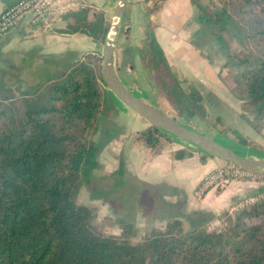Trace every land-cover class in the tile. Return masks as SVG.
Segmentation results:
<instances>
[{"label":"trees","instance_id":"1","mask_svg":"<svg viewBox=\"0 0 264 264\" xmlns=\"http://www.w3.org/2000/svg\"><path fill=\"white\" fill-rule=\"evenodd\" d=\"M149 1L157 3L156 12L166 0H144ZM217 1L219 6L210 10L191 0L199 10L201 31L214 36L226 64L246 67L231 93L244 101L241 116L261 132L264 0ZM63 19L61 32L97 42L109 28L104 14L89 6ZM231 24L240 27L250 45L244 56L235 54L223 35ZM144 46L141 60L177 113L188 120L206 118L204 96L193 85L184 87L185 79L167 60L151 25ZM101 63L98 53L58 61L56 72L44 71L25 90L20 83L0 80V264H264V198L235 213L225 211V226L219 231L208 229L210 219H200L187 230L174 219L164 230L155 229L133 243L125 235H106L95 228L92 210L77 203L76 195L100 167L103 146L94 134L100 119L116 107L117 98L101 77ZM164 135L150 126L138 137L157 150ZM240 143L248 141L242 137ZM189 155L181 150L177 158Z\"/></svg>","mask_w":264,"mask_h":264},{"label":"rangeland","instance_id":"2","mask_svg":"<svg viewBox=\"0 0 264 264\" xmlns=\"http://www.w3.org/2000/svg\"><path fill=\"white\" fill-rule=\"evenodd\" d=\"M127 1L124 16L117 31L113 63L128 89L136 92L148 104L205 136L213 138L237 152L247 150L249 155H254V151H262V157H264V148H261V144L264 145V137L263 139L257 137V131L243 120L245 118L241 116V113L244 101L237 100L231 93V88L236 84V77L246 67L226 64L227 57L222 53L214 36L206 35L201 31L202 25L198 22L199 10L197 6L192 4L191 0H167L161 5V7L167 8L166 11L159 7L156 12H153L157 4L154 1ZM96 2L101 6L97 7L87 1L83 2V6H89L91 10L103 13L110 25L116 0H96ZM199 2L209 7L210 10L219 6L217 0H199ZM80 7L81 5L76 9ZM64 15L54 17L50 20L49 25L24 30L21 39L32 34V29L38 32L44 31L47 36L46 42L42 45L33 44L32 47H27L23 40L21 42L13 41L12 36L0 41V80L9 85L20 83L18 86L20 90H25L36 85L42 79V75L46 73L44 71L52 72L58 61L79 59L88 53H98L102 57L104 40L93 41L80 33L78 35L84 37V40H79L76 47H68L67 50L59 47L58 42L53 38L63 35L60 30L66 27ZM163 23L170 28L180 26L188 28L190 36L186 41L194 46V49L189 47L190 52L195 53V50L200 49L199 53L210 64L211 71L207 70L204 79H209L208 81L203 83L192 76V78L186 77L184 82V87L193 85L204 94V104L207 109L206 118L194 117L188 120L181 117L154 80L152 69L145 67L141 60L146 49L144 41L149 26L153 27L155 33V30ZM179 29L176 30L177 33L180 31ZM223 35L235 54L244 56L249 52L250 45L237 24H231L227 31L223 32ZM173 57L176 60L179 59L178 55H173ZM178 64L180 63L178 62ZM178 64L175 65L178 70L173 68L183 80L185 73L179 70ZM54 71L56 72V70ZM211 78L216 79V82H212ZM215 84L219 88H215ZM213 87L220 96L218 102L216 98L215 101L212 99L214 98L212 96ZM115 98L117 97L115 96ZM245 116L252 118L253 114L246 112ZM150 126L146 119L117 98L115 109L108 117L100 119L98 131L94 134V139L103 146L99 155L100 167L92 172L90 183L81 185L76 195L77 203L86 205L92 210L95 228L106 235H125L133 243L148 237L155 229L164 230L168 224L160 225L152 220V217L156 214L153 210L160 207L159 201L163 195L170 194L159 187L143 184L135 174L131 173L132 164L136 162L134 161L135 155L132 153L148 147L138 136ZM242 137L248 141V144L240 143ZM170 144L177 148L174 153L176 158L181 150L190 153L189 156L183 158L194 154L200 161L218 158L169 133L166 137L165 135L161 137L159 149L148 148L157 153L162 147ZM131 156L132 158H130ZM219 160L222 162L220 166L228 163L223 159ZM196 190V196H204V194L198 195ZM243 207L228 212L235 213ZM224 212L213 217L207 225L209 230L219 231L224 228ZM188 226H190L189 223H183L185 230L188 229Z\"/></svg>","mask_w":264,"mask_h":264},{"label":"crops","instance_id":"3","mask_svg":"<svg viewBox=\"0 0 264 264\" xmlns=\"http://www.w3.org/2000/svg\"><path fill=\"white\" fill-rule=\"evenodd\" d=\"M15 1L16 0H0V12L6 6ZM85 1L89 2V4H94L97 7L101 6L96 0H77V7L80 5L83 6ZM166 1H164V3ZM161 8L164 11L167 9L165 6ZM163 24L155 30L156 39L162 46L172 67L176 69L175 65L179 62L180 64H178V68L179 70L184 71V79L186 77L192 78L193 76V78L198 81H203V83L208 81L209 79H204L207 75V70L211 71L210 64L201 56V53H199L200 49L195 50V53L190 52L189 47L194 49V46L186 41L187 37L190 36L189 29L179 25L180 27L178 28H180V31L177 33L176 30L178 28H170V26ZM46 25H49V23L43 26ZM37 26L41 27V25L18 26L8 32L0 39V41L6 40L12 36L13 41L21 42L23 40L24 45L27 47L33 44L42 45L46 42L45 39L47 36L44 31L38 32L32 29V34L21 39L24 30L28 28H37ZM61 34L65 35L53 38L58 42L61 49L67 50L68 47H76L77 43L80 42L79 40H84V37L78 35L79 33L69 34L61 32ZM173 55H178L179 59L176 60ZM171 57L174 60H172ZM210 80L216 82V79L214 80L211 78ZM205 85L209 87L207 84ZM217 87L219 88V86ZM217 87L215 84V88ZM215 88H212V96L214 97L212 99H214V101L217 99L216 101L218 102L220 96L215 91ZM200 92L202 93V91ZM202 95L204 96L203 93ZM243 120L247 123L245 119ZM256 136L263 139L264 125L261 132H256ZM261 148H264V145L261 144ZM176 150L177 148L170 144L162 147L157 153L152 152L148 147H145L144 150H138L137 152L132 153L135 155L134 161L136 162H132L131 173L135 174L137 179L143 184H150L153 187H159L161 190L170 194L163 195L159 201L160 207L153 210L156 214L155 216L153 215L152 220L156 223L165 225L171 220L180 219L182 223L187 222L190 224V226H188L189 229L193 224L198 223L200 219L212 220L214 216L223 211L234 210L246 199L254 198L255 201H259L264 198L263 177L251 180L234 181L225 188H212L208 190L204 196H196L195 190L201 179L209 171L222 165L221 160H219L221 158H208L206 161H200L195 154L183 159L176 158L174 156ZM238 152L254 158H262L263 156V153H261L262 151H254V155H249L247 150ZM132 156L130 158H132Z\"/></svg>","mask_w":264,"mask_h":264},{"label":"water","instance_id":"4","mask_svg":"<svg viewBox=\"0 0 264 264\" xmlns=\"http://www.w3.org/2000/svg\"><path fill=\"white\" fill-rule=\"evenodd\" d=\"M127 0H116L112 20L103 42L101 77L107 88L127 107L141 115L151 126L161 129L172 136L184 139L203 151L236 164L253 174L264 175V157L254 158L243 155L213 138L187 127L134 94L124 84L113 63V53L118 28L122 22Z\"/></svg>","mask_w":264,"mask_h":264},{"label":"built area","instance_id":"5","mask_svg":"<svg viewBox=\"0 0 264 264\" xmlns=\"http://www.w3.org/2000/svg\"><path fill=\"white\" fill-rule=\"evenodd\" d=\"M77 0H16L0 12V39L8 32L21 25H45L54 17H59L75 10ZM264 178V175L253 174L248 170L226 163L207 173L197 186L198 195L208 190L222 189L234 181ZM254 198L246 199L239 207L254 203ZM237 207V208H239Z\"/></svg>","mask_w":264,"mask_h":264}]
</instances>
